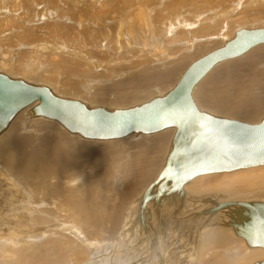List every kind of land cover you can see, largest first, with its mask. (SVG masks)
Masks as SVG:
<instances>
[{
    "label": "bare ground",
    "instance_id": "1",
    "mask_svg": "<svg viewBox=\"0 0 264 264\" xmlns=\"http://www.w3.org/2000/svg\"><path fill=\"white\" fill-rule=\"evenodd\" d=\"M49 1L57 4L58 0ZM95 1L58 4L59 17L67 22L63 29L82 46L90 31L102 27L96 35L105 34L104 44L92 43L88 50L95 58L80 53L73 64V57L59 53L57 46L39 50L50 54L47 66L60 77L52 80L53 72L48 73L47 86L54 94L110 110L165 95L190 64L233 39L236 25H243L241 29L264 17V0H213L215 7L223 4L216 14L209 0H180L189 12L185 7L169 9L175 18L157 19L161 25L155 33L162 35L152 36L151 10L144 13L137 4L140 0L136 8L128 3L120 8L118 0L99 5ZM210 9L215 10L205 14ZM49 21H54L53 15ZM119 49L127 57L122 53L114 59L107 53L109 60L101 62L100 52ZM132 55L135 58L130 59ZM9 60L7 52H1L0 68L5 73H0L32 83L26 79L31 76L25 74L27 65L13 67ZM41 76L45 80L46 75ZM153 88L162 92L154 95ZM192 97L201 111L258 123L264 116V43L237 58L218 61L195 85ZM38 103L18 110L0 133V264H254L264 260L263 247L248 245L217 216L207 220L200 214L209 207L205 198L210 195L216 202L264 203V195L240 199L212 193L218 186L255 191L264 185V164L198 175L184 185L183 198L172 202L152 198L140 214L142 195L164 167L176 128L132 132L119 139H88L69 133L57 119L34 115ZM190 132L197 133V128L192 126ZM198 186L205 189L195 193ZM181 241L185 257L174 255L173 247ZM202 245L205 248L200 249Z\"/></svg>",
    "mask_w": 264,
    "mask_h": 264
},
{
    "label": "water",
    "instance_id": "2",
    "mask_svg": "<svg viewBox=\"0 0 264 264\" xmlns=\"http://www.w3.org/2000/svg\"><path fill=\"white\" fill-rule=\"evenodd\" d=\"M264 27L248 29L239 28L235 36L209 54L194 61L182 73L180 80L165 95L129 108L107 109L101 106L89 107L82 101L57 96L45 84H32L24 79H12L0 73V133L16 115L17 111L33 101L39 103L33 108L34 115H41L57 119L71 133H77L88 139H114L127 136L129 133L142 132L145 134L163 130L174 126L176 132L171 141V148L166 162L157 178L145 189L140 201V214L143 213L146 203L155 198H166L169 202L176 197H184V185L198 175L206 173L229 172L240 168L264 164L259 160L250 161L245 154L253 149L259 150L258 138L264 130V116L258 123H248L238 119L218 117L201 111L195 105L192 91L195 85L219 61L238 57L254 46L264 43ZM55 105V111L47 110L46 106ZM159 106H168V112H175V118L167 113L162 114L161 122L149 123L134 121L118 131L99 130L80 123V121H94L103 115L113 120L125 119L128 114H144ZM195 111L204 119L192 121L189 112ZM209 121L216 123L209 125ZM192 122V123H191ZM204 124V128H200ZM191 126L197 128V133L190 132ZM184 130H183V128ZM220 129H233L241 133L244 139L225 137L218 134ZM218 158L213 165L204 163L206 160ZM181 165L187 169L181 170ZM180 171L181 176L171 178L164 175L169 170ZM213 196L209 207L202 216H217L223 224H227L240 234L248 245L264 248V241H249L242 233L249 229L264 230V203L252 201H225L216 202ZM240 229V230H238ZM254 264H264V260Z\"/></svg>",
    "mask_w": 264,
    "mask_h": 264
},
{
    "label": "rangeland",
    "instance_id": "3",
    "mask_svg": "<svg viewBox=\"0 0 264 264\" xmlns=\"http://www.w3.org/2000/svg\"><path fill=\"white\" fill-rule=\"evenodd\" d=\"M154 1H157V2L153 3ZM158 1H160V2H158ZM165 1L168 2V4ZM165 1L164 0H153V1L152 0H140L141 3L140 4L137 3L141 8L144 9V13L147 10H151L150 11L151 15L149 17L151 19L148 20L149 21L148 24L151 23L150 25L153 28V29H151V27L149 25V28L151 30L149 33L152 36H155V35L160 36V35H162V33L161 34H156L155 33V31H156L155 28H158L161 25V23L159 25V22H157L159 19H161V20H165V19L172 20L176 16L174 14L175 9L177 7H178V9H180L182 7H185L184 6V1H180V0H176V1L175 0H168V1L165 0ZM191 1L193 2V0H191ZM194 1H196L198 3H201L203 0L201 2H200V0H194ZM209 1H210V4H212V6H213V3L215 4L213 7L216 10L215 9H212V10L213 11L215 10L214 13L216 14V11L218 10V8L219 9L222 8L223 4L219 5L220 7L217 6L218 7L217 8V7H215L217 5V3H215L213 0H209ZM104 2H105V0H102V1L96 0L94 3L99 5V4H102ZM131 2H133L134 4L133 3L131 4ZM56 3L57 4H54V3L50 2L49 0H0V54H1V52L2 53L3 52H7V54L10 57V60H9L10 64L12 63L13 67H15V65L18 67L22 63L27 65V69H25L26 70L25 74H26V72H28V74L31 75V76H29V79H28V76H27L28 74H26L27 78H26V76H25V78L28 81H31L32 83L46 84V85L50 86V84L47 82L49 79L53 80V79H59L60 78V77H57L54 74V70H51L47 66L48 61L52 60V59H49L50 58V54H48V52H42V51L40 52L39 49L57 46L59 48V50H60L59 53L66 52L67 55H70V56L73 57V59H74L73 60V64H76L77 63L76 57L80 53L84 56V58L85 57L89 58V56H91L92 59L95 58L96 55H93L91 51L90 52L88 51L89 49L90 50L92 49V45H90V44H92V43L96 44L97 43L99 46H102L101 44H104V41H105V38L104 39L101 38L103 36L105 37L104 33H103L104 35L101 34L102 36L100 38H98V36H100V35H96L97 34L96 31L97 30H101L102 27L94 28V31H90L89 32L88 37L89 36L90 37L88 39L91 40V38L94 39V37H96V36L97 37L94 40H91V41H89L87 39L86 42L84 43L85 44L84 46H82L77 40L70 39L68 34H67V32L63 29L65 27L64 25H66L67 22L64 21L65 18L63 19V18L59 17L61 12H59L58 4H61L62 6L63 5L66 6V3H67L69 6H71V3L67 2V0H58ZM118 3H120V8H121L123 3H124V5H125V3L126 4L128 3L129 5H135L136 4V0H130V1L118 0ZM150 3H151V5H153V4H155V5L151 6ZM156 3H158V4H156ZM137 4L135 5V8H136ZM233 4H235V3H233ZM155 6H157V7L155 8ZM213 7H211V8H213ZM154 8L156 10H154ZM169 9H174V11L171 12L172 10L170 11ZM189 9H190L189 7L188 8L185 7V12L188 13ZM128 10H130V9H128ZM158 10H160V11H158ZM212 10L210 9L209 11L208 10L205 11L206 12L205 14L213 13V12H211ZM165 12L167 14H165ZM219 12H220V10H218V13ZM65 13H67V12H65ZM202 13H204V12H202ZM73 14L75 15L74 12H73ZM51 15H53V20L54 21H49ZM71 15L72 14L69 13L68 17H70ZM164 16H165V19H164ZM263 18L262 19L261 18L258 19L257 23H253V25L252 24L251 25H245L244 24V26H245L244 28H246L247 26H248V28L264 27V19ZM29 22H30V24H29ZM110 24H113V20H111ZM240 27H243V25H239V26L236 25L235 28L237 29V28H240ZM80 37H82V35ZM136 39L139 40L138 37H136ZM212 39L214 41H216L218 38H212ZM10 40H11V42H10ZM100 40H102L103 42L100 41ZM93 41H95V42H93ZM87 43L90 45V48H89V45H87ZM64 45H67V47L65 48ZM109 52L108 51H103V53L100 52V55H103L100 58L101 62L103 60H104L103 62H107L109 60L108 56H107V53H108V55H112L114 59L119 57L122 53H123L124 56L127 57V54H126V52L124 50H123V52H120V49H119L117 53H114L112 51H109ZM173 52L174 51H171L169 53L171 54ZM86 53H89L88 56H87ZM104 53H105L106 56L104 55ZM40 54H42V57L39 56ZM171 55H173V54H171ZM115 56H117V57H115ZM104 57L105 58L107 57V58L105 59ZM129 58L132 59V58H135V56L132 55ZM31 62H34V63H31ZM30 64H31V66H30ZM45 65H46V67H44ZM2 70L3 69L0 68V71H2ZM2 72H4V70ZM39 73H41V74L43 73L44 75H46L45 80L42 77L43 75L41 76V74H39ZM48 73L50 75L53 74L54 77H51V78L48 79V77H47ZM59 73H61L62 75L64 74L63 72H59ZM20 75L22 76V74H20ZM20 75L19 76L18 75H14V76L21 77ZM42 81H43V83H42ZM168 82L169 83L165 82V84L169 85L170 84V80H168ZM153 89L154 90H152V91H154L153 92L154 95L155 94L158 95V94H160L162 92V91H160L161 89H159V90H158V88H153ZM63 96H65V95H63ZM67 97H70V96L67 95ZM72 98H76V97H72ZM132 102H134V101H132ZM86 103H88V102H86ZM115 106H117V105H115ZM247 122H249V121H247ZM76 135H78V134H76ZM131 136L135 137L137 135H131ZM160 151H161V149L158 151L159 154H160ZM162 153L163 152H161V155L157 154V157L158 156L162 157ZM155 168H158V167H155ZM155 171L156 170L154 169L153 172H155ZM144 184L145 183L143 182L141 186L143 187ZM261 187L264 188V185L258 186V187L255 188L256 190H257V188L260 189V190L253 191L254 190L253 188L245 189V190H237V189L233 188L232 186H229V187L218 186V187L213 189L212 193L218 194V195H222L225 198L232 197V198H240V199L241 198H246V199H248V198H255L256 197L258 199L259 196H260V198H263L261 196L264 195L263 194L264 193V189L262 188L263 189V191H262ZM201 189H205V188L198 186L196 189H194V192L198 193L199 190H201ZM260 191L263 192V193H261ZM220 192H221V194H220ZM177 231L179 232L180 230H177ZM231 245L232 246H239V248L241 250H243L240 247V245H238V244L232 243ZM183 247L185 248V242L184 241L180 242V245L178 246V248H177V245L175 246V248L173 247V251L176 250L175 251L176 254H174V255L175 256L177 255V257H180V256H182V257L184 256L185 257V256H187V254L185 252H183V249H184ZM203 248H205V246L202 245V247H200V249H203ZM188 250L191 251V248H189ZM220 250H222V249H220ZM188 254H189V252H188ZM123 264H126V263H123Z\"/></svg>",
    "mask_w": 264,
    "mask_h": 264
},
{
    "label": "snow or ice",
    "instance_id": "4",
    "mask_svg": "<svg viewBox=\"0 0 264 264\" xmlns=\"http://www.w3.org/2000/svg\"><path fill=\"white\" fill-rule=\"evenodd\" d=\"M261 35H264V34H261ZM46 108L49 111L56 110L55 105H52V104L47 105ZM165 113H167L168 116L173 117V118H175L176 116L175 112H168V106H159L144 114H140V115L128 114L126 118L122 120H113V119H110L108 117L101 115L97 117L94 121H80V123L86 124L89 127H92L94 129H99L101 131L108 130V131L115 132V131H118L124 128L129 123L137 121V120L145 121L149 123H159L161 122L162 114H165ZM189 117L192 121H199V120L204 119V117H202L200 114H198L195 111H190ZM215 123H216L215 121H209L208 126L210 127L211 125ZM199 126L200 128L205 127L204 124H200ZM218 134L225 136V137H235V138L244 139V137L241 135L240 132L233 130V129H220L218 131ZM258 143H259V150L257 151L253 149L251 151H248L245 154V158L250 161L259 160L261 163H264V130L260 132ZM217 160L218 158H213V159L204 161V163L208 165H213ZM181 170L184 172L187 171L184 165H181ZM164 175L171 178L173 176H181V172L180 171L173 172L171 168H169V170H167L164 173ZM261 224H264V220L261 221ZM242 235H244V237L248 239L249 241H252V240L264 241V230H261L259 228L253 230V228L250 227L249 229L245 230L242 233Z\"/></svg>",
    "mask_w": 264,
    "mask_h": 264
}]
</instances>
